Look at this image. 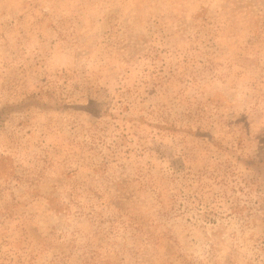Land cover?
Returning <instances> with one entry per match:
<instances>
[{"label":"rangeland","instance_id":"rangeland-1","mask_svg":"<svg viewBox=\"0 0 264 264\" xmlns=\"http://www.w3.org/2000/svg\"><path fill=\"white\" fill-rule=\"evenodd\" d=\"M0 264H264V0H0Z\"/></svg>","mask_w":264,"mask_h":264}]
</instances>
